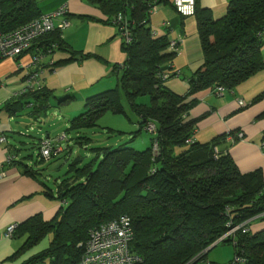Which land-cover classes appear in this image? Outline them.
<instances>
[{
  "label": "trees",
  "instance_id": "obj_1",
  "mask_svg": "<svg viewBox=\"0 0 264 264\" xmlns=\"http://www.w3.org/2000/svg\"><path fill=\"white\" fill-rule=\"evenodd\" d=\"M86 1L109 17L107 23L124 16L132 41L122 43L126 59L119 67L117 86L88 98L84 112L69 121L64 139L72 134L84 146L89 140L80 135L83 130L97 126L108 112L129 120L125 109L138 119L135 137L141 132L151 137L140 151L127 145L93 150L97 158L82 167L78 166L81 159L71 162L55 191L43 184L44 196L61 207L49 222L37 215L16 225L12 238H24L17 254L51 235L46 249L21 264H76L89 232L124 215L134 232L130 250L140 264H214L206 262L204 251L243 223L246 232L240 229L216 245L231 244L234 258L242 259L239 264H264V229L252 233L247 228L252 222H264V178L256 172L241 174L228 153L217 151L218 141L195 142L198 119L187 120L194 94L216 87L233 90L264 69V0H231L218 20L196 8L193 17L203 64L183 98L169 92L159 76L175 55L167 51L168 37H154L148 26L150 9L171 5V0ZM41 14L35 0H0V31L11 32ZM53 45L56 50L64 48L55 30L37 40L31 50ZM71 54L70 60H75L76 53ZM45 92L41 87L22 95L29 100L25 107H41L40 102L48 99ZM144 97L149 105L137 103ZM187 97L190 100L185 102ZM150 123L153 132L147 129ZM229 134L234 133H227L222 142H228ZM177 148L184 150L176 154Z\"/></svg>",
  "mask_w": 264,
  "mask_h": 264
},
{
  "label": "crops",
  "instance_id": "obj_2",
  "mask_svg": "<svg viewBox=\"0 0 264 264\" xmlns=\"http://www.w3.org/2000/svg\"><path fill=\"white\" fill-rule=\"evenodd\" d=\"M230 1L196 0V8L207 11L214 20H218L226 14ZM35 2L43 14L65 6L67 12L62 19L68 22V27L57 29L61 19L55 21V31L59 32L64 48L55 50L42 61L43 72L39 81L48 99L40 102L41 107L26 108L24 103L29 100L15 96L25 84V72L18 66L28 63L36 49L20 60H0V137L6 140L0 143V172L4 173L0 178V264H8L12 260L21 264L33 256L17 254L24 238L7 239L1 236L8 227L37 215L49 222L61 207L43 194V184L49 186L41 165L49 161L37 157L38 148L46 140L59 146L62 149L60 154H64L66 150L69 152V142L74 136L67 134L64 139L67 143L62 146L64 141L59 143L48 133L26 135V129L43 123L48 110L59 111L64 123L69 125V121L76 117L73 116L75 112L80 107L85 108L88 98L117 86L121 74L119 67L126 59L117 27L107 23L109 17L86 0ZM130 15L128 12V19H131ZM148 16L153 36L167 35L169 42L177 45L173 60L163 67L164 73L171 75L163 85L172 94L183 98L187 96L190 81L203 64L196 20L193 16L177 14L172 4L161 5ZM73 52L76 58L70 60ZM81 55L88 58L80 60ZM50 60L53 66H48ZM190 98L195 103L187 114V120L198 119L193 140L201 144L218 141L217 151L228 153L241 174L256 172L264 178V150L261 147L264 140V69L233 90H225L222 96L212 89L198 92ZM190 98L187 97L185 102ZM231 132H242L244 140L233 144L222 142V138ZM22 138L29 141L24 143ZM9 157L13 158L10 162L7 161ZM247 228L256 233L264 229V222H252ZM20 255L23 256L18 258Z\"/></svg>",
  "mask_w": 264,
  "mask_h": 264
},
{
  "label": "built area",
  "instance_id": "obj_3",
  "mask_svg": "<svg viewBox=\"0 0 264 264\" xmlns=\"http://www.w3.org/2000/svg\"><path fill=\"white\" fill-rule=\"evenodd\" d=\"M172 6L176 13L182 17H191L195 14L196 0H174ZM156 8V6H153L149 14L154 13ZM66 12V7L62 6L53 12L41 14L38 18L11 32L3 33L0 31V60L6 58L20 60V58L26 56L37 40L56 30L55 21L58 19H61V21L57 29L61 30L68 27V22L62 19L66 15ZM113 25L117 27L122 43L124 45L130 44L132 41V32L128 20L122 15H117L113 18ZM56 49V45L46 50L37 49L30 55L28 63L19 64L18 69H22L25 72V84L24 88L15 95L16 97L41 89L39 79L43 72L42 61L45 57L54 53ZM167 51L177 53L176 43L170 42ZM48 66H53L52 60L48 62ZM176 75H178V73ZM160 77L165 81L170 79L171 75L169 73H162ZM215 91L218 96H222L224 89L222 87H217ZM239 104H242V102H239ZM147 129L149 132H153L155 129L154 124L150 123ZM62 139H64V134L62 137H59L57 141H61ZM226 140L230 143L243 141L244 134L242 132H236L232 135L229 134ZM5 141L4 137H0V143H5ZM189 142L190 140L187 141V143ZM261 147L264 150V140ZM155 148L156 146H154V149ZM61 152L62 149L59 146H53L51 142L45 140L41 144L39 157L46 161L49 160L51 156H58ZM11 160L12 158L9 157L7 161L10 162ZM3 176L4 173L0 172V178ZM244 224L245 223L231 227L219 240L234 235L235 232L240 229L246 232V228H243ZM15 228L16 225H11L1 236L11 239ZM133 236L134 232L131 220L125 215L115 220L102 223L91 230L87 241L83 245H80V247H82V253L76 264H140L141 259L130 250ZM240 262H242V259L235 257L232 264H239Z\"/></svg>",
  "mask_w": 264,
  "mask_h": 264
},
{
  "label": "rangeland",
  "instance_id": "obj_4",
  "mask_svg": "<svg viewBox=\"0 0 264 264\" xmlns=\"http://www.w3.org/2000/svg\"><path fill=\"white\" fill-rule=\"evenodd\" d=\"M138 103L147 105L149 104V99L147 97H144L142 99H139ZM77 105L79 106V103ZM84 109L80 107V109H78V111H76L73 116L80 115L82 112H84ZM125 111L126 115L128 114L130 121L126 118V116L124 117L123 115H115L110 112L105 113L99 118L97 126L85 129L80 133V135L88 139L89 142L84 143V146H80L76 143V140H74V137L72 136L73 138L69 142V152H67L66 150V153L60 154L58 157H55L49 162L41 165L42 174L44 175V177L48 178V186L50 189L55 191L57 180L63 178V176L67 172L68 165L74 160H82V163L78 165L80 167L91 162V160H95V158H97V152L93 150L101 148L115 149L119 146L127 145L128 147L140 151L148 145L149 138L151 137V135L146 132H141L135 137L134 132L138 130V119L128 109H125ZM67 127L68 125L64 123V117L59 115V111L48 110L47 116L44 118V122L40 124L36 123V125H33L31 127L28 126V128L26 129V135H35L36 133H48L51 137L56 138V140H58L59 137L63 136L64 131ZM22 141L24 143H27V141L29 140L22 138ZM63 141L64 139L58 142L60 143ZM65 141L62 143V146L67 143ZM183 150L184 148H177L175 153L179 154ZM100 156L101 155H99V158ZM77 164L79 163L77 162ZM50 236L48 235L47 237H45L42 241H40V243L28 250L23 255L29 257L46 249L49 246ZM220 241L223 240H217L214 245H216ZM206 250L204 251V253H207V263L210 262L214 264H229L232 260H234L233 246L231 244H228L227 242L220 243L214 246L209 250V252H206ZM23 255L18 256V258ZM19 263L20 262L18 260H12L8 262V264Z\"/></svg>",
  "mask_w": 264,
  "mask_h": 264
},
{
  "label": "water",
  "instance_id": "obj_5",
  "mask_svg": "<svg viewBox=\"0 0 264 264\" xmlns=\"http://www.w3.org/2000/svg\"><path fill=\"white\" fill-rule=\"evenodd\" d=\"M214 244H215V243H214ZM214 244H213L212 246H214ZM212 246L209 247V248H207L206 252L209 251V250L212 248Z\"/></svg>",
  "mask_w": 264,
  "mask_h": 264
}]
</instances>
